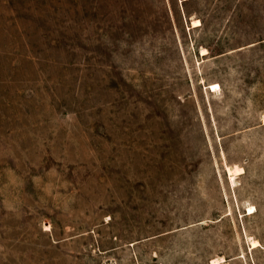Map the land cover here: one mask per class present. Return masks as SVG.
<instances>
[{"label":"rangeland","instance_id":"obj_1","mask_svg":"<svg viewBox=\"0 0 264 264\" xmlns=\"http://www.w3.org/2000/svg\"><path fill=\"white\" fill-rule=\"evenodd\" d=\"M0 264H264V0H0Z\"/></svg>","mask_w":264,"mask_h":264},{"label":"bare ground","instance_id":"obj_2","mask_svg":"<svg viewBox=\"0 0 264 264\" xmlns=\"http://www.w3.org/2000/svg\"><path fill=\"white\" fill-rule=\"evenodd\" d=\"M217 88H219V85H217V84L213 85V87H212L213 91L217 90ZM237 169H238V168H237ZM229 171L231 172V170H229ZM232 177H233V176H232Z\"/></svg>","mask_w":264,"mask_h":264}]
</instances>
